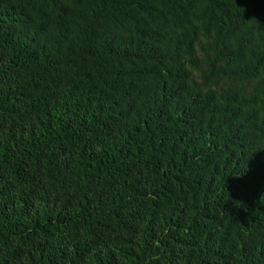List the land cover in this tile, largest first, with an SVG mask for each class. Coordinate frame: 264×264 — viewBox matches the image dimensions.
<instances>
[{"label": "trees", "instance_id": "16d2710c", "mask_svg": "<svg viewBox=\"0 0 264 264\" xmlns=\"http://www.w3.org/2000/svg\"><path fill=\"white\" fill-rule=\"evenodd\" d=\"M0 264H264V0H0Z\"/></svg>", "mask_w": 264, "mask_h": 264}]
</instances>
